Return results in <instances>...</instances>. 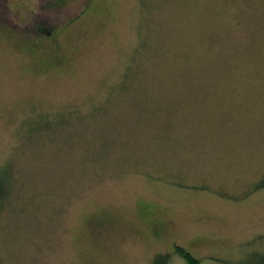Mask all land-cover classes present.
Here are the masks:
<instances>
[{"label": "rangeland", "instance_id": "374dc122", "mask_svg": "<svg viewBox=\"0 0 264 264\" xmlns=\"http://www.w3.org/2000/svg\"><path fill=\"white\" fill-rule=\"evenodd\" d=\"M263 176L264 0H0V264H257Z\"/></svg>", "mask_w": 264, "mask_h": 264}, {"label": "trees", "instance_id": "16d2710c", "mask_svg": "<svg viewBox=\"0 0 264 264\" xmlns=\"http://www.w3.org/2000/svg\"><path fill=\"white\" fill-rule=\"evenodd\" d=\"M262 183H264V176L262 178ZM4 190L0 187V207L2 205ZM177 253H179L181 256H183L186 260H188L191 263L195 262L194 256L191 255V253L188 250H184L182 247L176 248ZM170 253H158L154 256L151 264H169L170 261ZM257 264H264V255L260 256L258 259Z\"/></svg>", "mask_w": 264, "mask_h": 264}]
</instances>
